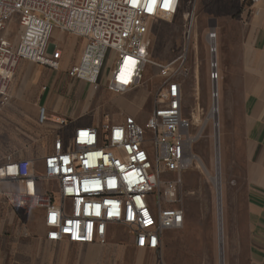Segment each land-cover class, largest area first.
<instances>
[{
	"label": "built area",
	"instance_id": "2783aa9c",
	"mask_svg": "<svg viewBox=\"0 0 264 264\" xmlns=\"http://www.w3.org/2000/svg\"><path fill=\"white\" fill-rule=\"evenodd\" d=\"M259 1L245 0L251 7ZM181 2L0 0V106L10 97L8 90L20 60L54 71L62 67L63 52L53 42L54 31L85 40L79 60L66 72L73 83H83L93 95L138 87L148 64L157 68L161 78L144 120L126 114L120 121L106 116L99 123L74 124L56 134L40 157L14 152L0 157V183L12 185L4 192L5 200L12 206L39 210L46 241L103 244L108 227L118 225L128 239L133 237L136 249L159 250L165 232L181 227L184 213L177 204L181 175L196 162L192 147L202 127L211 122L215 131L219 126L214 119L217 88L212 89L210 108L195 131L199 121L193 114H182L177 78L181 65H175L176 60L149 59L150 20L171 19ZM11 22L19 27L15 39L8 35ZM207 35L215 38V29L210 28ZM216 78L217 73H212L211 80ZM37 122L57 127L69 124L46 105L39 106ZM200 166L207 175L210 170ZM211 172L215 174L214 168Z\"/></svg>",
	"mask_w": 264,
	"mask_h": 264
},
{
	"label": "rangeland",
	"instance_id": "374dc122",
	"mask_svg": "<svg viewBox=\"0 0 264 264\" xmlns=\"http://www.w3.org/2000/svg\"><path fill=\"white\" fill-rule=\"evenodd\" d=\"M245 5V0H182L178 12L171 19L155 18L149 22V59L159 63L176 60L175 65H181L182 71L177 78L182 89V114L186 117L194 115L195 121H199L195 122V131H198L210 108L214 83L218 90L216 113L219 126L216 131L211 122L203 126L204 129L202 127L200 137L192 147L197 160L181 175L177 203L184 213L181 227L165 232L159 250L135 249L132 255L135 261L125 264H246L245 211L242 191L235 177L241 165L244 145L241 109L238 100L230 103L229 107L225 99L223 102L222 87L225 90L227 85L225 77L224 85L221 83L220 73L222 59L224 76L225 67L235 60L237 52L233 46L242 35L240 14ZM210 28H214L216 33L213 44L215 50L208 40ZM16 29L17 23L9 28L12 39ZM52 38L66 54L65 64L68 66L74 61V36L54 31ZM213 59L214 67L211 64ZM35 65L49 71L43 65ZM18 66L11 82L15 81L16 86L24 87L21 98L26 104L18 110L16 97L11 96L8 90L10 97L0 106V157L7 152H14L16 156L40 157L50 149L52 138L65 133L73 124L61 127L38 124L32 108L34 101L44 92V75L38 73L35 76L34 73L30 79L22 80L27 70L26 67ZM61 68L52 73V78L62 76L66 67ZM157 71L153 64H148L143 82L125 93L116 94L105 90L95 93L91 102L94 111L83 113L77 120L78 124L82 121L86 124L99 123L107 117L110 121H120L126 114L144 120L151 110L155 88L161 80ZM212 73H217L214 81L211 80ZM64 93L65 90L60 93L55 89L50 97L46 94L43 99L44 103L47 100L45 105L49 111L58 116H66V111L72 105L73 95L70 97ZM201 164L210 170L208 177L209 174L215 175L218 170L219 193L217 190L215 193L214 184L201 169ZM213 168L215 174L211 172ZM26 211L27 215H16L25 221L24 226L29 233L36 235L42 224L40 212L36 209ZM11 215L10 211H5L4 217L7 220ZM117 237L121 239L122 232L118 231ZM47 246L53 255L51 264H115L111 258H96L92 245L47 241ZM8 256H4L3 264H11ZM14 256L19 257L18 254Z\"/></svg>",
	"mask_w": 264,
	"mask_h": 264
},
{
	"label": "crops",
	"instance_id": "0c3cea01",
	"mask_svg": "<svg viewBox=\"0 0 264 264\" xmlns=\"http://www.w3.org/2000/svg\"><path fill=\"white\" fill-rule=\"evenodd\" d=\"M240 16L242 35L239 36L238 43L233 46L237 54L235 60L230 62V66L225 67V76L224 60H221V83L224 85L225 77L227 85L225 90L222 87L221 94L223 102L224 99L226 100L227 107L234 100H238L241 109L244 145L241 165L237 168L235 177L238 188L242 191L245 211L246 264H264V0H260L252 7L245 5ZM14 23L16 22H11L9 28ZM18 28L17 25L16 32ZM16 32L13 39L16 37ZM74 39V61L68 66L65 64L66 54L62 51V68L66 67V70L79 60L85 44L83 38L74 36ZM35 64L37 63L25 59L18 63L27 70L22 80L30 79L34 73L35 76L38 73L44 75L42 77L45 85L44 92L37 101H34L33 112L37 115L39 106L46 104L47 100L45 103L43 100L46 94L50 97L55 89L60 93L65 90L64 94L70 97L73 95V99L71 108L63 117L69 121V124H78L77 120L80 116L93 108L91 106L94 98L92 92L81 82L73 83L66 70L63 71L61 77L52 78L54 70L46 67L49 71H44L43 67ZM9 91L11 96L16 97L17 109L25 107L26 102L21 98L24 94V87L16 86L15 81H12ZM11 187L12 185L8 183H0V264L4 263L6 254L9 255L8 259L11 264H51L53 255L44 239L45 228L42 221L40 232L31 235L24 226L25 221L16 215V213L27 215V208L12 206L4 198V192ZM5 211L13 214L7 220L4 217ZM118 231L122 232L121 239L117 237ZM106 236V242L103 244H89L95 247L96 258H111L115 260V264L135 261L132 255L136 248L121 226L111 225L107 229ZM15 254L19 257L14 256Z\"/></svg>",
	"mask_w": 264,
	"mask_h": 264
},
{
	"label": "bare ground",
	"instance_id": "6f19581e",
	"mask_svg": "<svg viewBox=\"0 0 264 264\" xmlns=\"http://www.w3.org/2000/svg\"><path fill=\"white\" fill-rule=\"evenodd\" d=\"M208 40H209V42L212 44V46H213V44H214V37H213V35H208ZM214 47V46H213ZM212 47V48H213ZM211 48V49H212ZM214 50H215V47L213 48ZM213 49H212V51H213ZM214 57V56H213ZM215 60L213 59V61H212V66L214 67L215 66V62H214ZM218 107H216V105H215V108H214V119H215V122H217V111H218V109H217ZM211 112H212V110H211ZM215 131H216V129H215ZM197 160V159H196ZM209 177H210V179H211V181L213 182V184L216 186V190H217V192L219 193V176H218V170H217V173L215 174V175H210L209 174ZM219 206V205H218ZM219 210V209H218Z\"/></svg>",
	"mask_w": 264,
	"mask_h": 264
},
{
	"label": "water",
	"instance_id": "95a60500",
	"mask_svg": "<svg viewBox=\"0 0 264 264\" xmlns=\"http://www.w3.org/2000/svg\"><path fill=\"white\" fill-rule=\"evenodd\" d=\"M213 88L215 89L216 88V84L213 83ZM130 241L132 242L133 241V237L130 238ZM219 249L221 251V245H219ZM221 264V263H220Z\"/></svg>",
	"mask_w": 264,
	"mask_h": 264
},
{
	"label": "trees",
	"instance_id": "16d2710c",
	"mask_svg": "<svg viewBox=\"0 0 264 264\" xmlns=\"http://www.w3.org/2000/svg\"><path fill=\"white\" fill-rule=\"evenodd\" d=\"M246 5H247V3H246Z\"/></svg>",
	"mask_w": 264,
	"mask_h": 264
},
{
	"label": "snow or ice",
	"instance_id": "6c2138e0",
	"mask_svg": "<svg viewBox=\"0 0 264 264\" xmlns=\"http://www.w3.org/2000/svg\"><path fill=\"white\" fill-rule=\"evenodd\" d=\"M167 6V5H166Z\"/></svg>",
	"mask_w": 264,
	"mask_h": 264
}]
</instances>
